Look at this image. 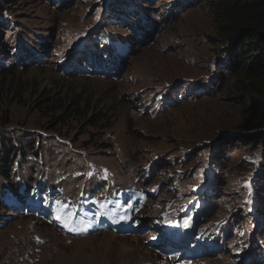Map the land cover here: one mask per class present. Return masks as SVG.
Segmentation results:
<instances>
[{
    "label": "rangeland",
    "instance_id": "obj_1",
    "mask_svg": "<svg viewBox=\"0 0 264 264\" xmlns=\"http://www.w3.org/2000/svg\"><path fill=\"white\" fill-rule=\"evenodd\" d=\"M0 7V71L16 72L0 79L9 82V90L0 87V137L31 154L25 165L19 154L11 180L0 173V199L9 204L0 205V264H264V145L243 137L256 123L237 98V76L219 66L226 56L216 2L0 0ZM135 15L147 22L138 26ZM104 36L121 38L120 50L97 48ZM45 96H81L95 105L87 112L102 106L113 124L53 123V113L40 110ZM25 177L35 180L32 195L44 186L61 198L58 208L12 211L23 191L10 183ZM135 192L143 205L129 203ZM108 199L131 229L95 231L94 205L108 208ZM192 217L197 224L185 227ZM174 232L199 240L198 250Z\"/></svg>",
    "mask_w": 264,
    "mask_h": 264
},
{
    "label": "trees",
    "instance_id": "obj_2",
    "mask_svg": "<svg viewBox=\"0 0 264 264\" xmlns=\"http://www.w3.org/2000/svg\"><path fill=\"white\" fill-rule=\"evenodd\" d=\"M196 1L197 3H199L202 0ZM213 1L216 2V5H218V11L221 12V20H223L222 23H224V26L220 25L218 28L219 34L222 37V42L225 44L223 50L225 52L224 54L226 58L225 60H223V63L219 64V66L221 69L230 71L234 76H237V80L233 84V88L237 90V94L239 95L237 96V98L245 102L247 106L244 107L243 111H246L248 117L256 123V128L253 129V131H248L243 135V137L245 136L246 138H248L250 144H252L253 147L262 148V146L264 145V0ZM190 2L193 5L195 4V1ZM186 3H189V1H186ZM1 11L2 9L0 7V15L2 16V21L4 19V15ZM122 21L125 22L124 20ZM142 21L145 23L146 18H144V16L142 15H137L136 23L138 26L143 23ZM120 39L121 38L106 39L104 36L102 39L100 38L95 43V46L103 51L112 52L113 45L116 48L120 47L118 43V40ZM30 40L34 41L33 38H31ZM107 41L111 44L113 43L112 48H107V46L105 45L106 43H108ZM110 59H112V57ZM104 60L106 61V59ZM101 62L102 64L106 65L103 60H101ZM111 66L117 67L118 65L115 63ZM220 68L218 67V69ZM14 73L16 72L14 71L11 73L9 72V70L0 71V79H2L3 81L4 78L13 76ZM218 80H221V78ZM208 86H213L215 87V89L218 87V85L215 86L212 81L208 84ZM0 87L9 90V82H7L3 86H1L0 84ZM208 93H212V90H209ZM44 98L45 101L40 105V110L45 111L46 109H48V113H53V116H55V120L53 123H60L62 119L67 117L80 121V123L85 122L88 127H96L101 124V122H106V124L103 123L104 127H111L113 124V120L109 118L108 115H105V113H103V111L101 110L102 106H98L95 112H87V109H85L86 106L87 108L91 107L93 109L95 105H92V101L83 99L81 98V96H78V98H73L72 100L64 99L63 101L59 98L49 100L48 96H45ZM171 102L175 103L172 107L178 105L176 99H172ZM56 111H59L60 114L57 115ZM62 123L66 124V121L64 120L62 121ZM244 131H242V133H244ZM40 143V140L29 143L28 148L31 149V153H37L36 149L37 146L40 145ZM19 147L20 146L18 145V141L9 140L4 136L0 137V173L5 180H11L13 166L15 161L19 157V154H21L19 160H21L24 155H27V152L25 151H28V149H26L25 147V149H21ZM103 147H106V144H104ZM29 155L31 154H28L27 156H25V158L22 159V165H25L28 162ZM215 157L217 160H219L220 158L219 155H213L212 158ZM28 181H32L33 183L35 182V180L30 179L29 177H25L23 180L24 183H10L11 189H14L15 194L18 191H23V195L20 197L25 200L31 197L32 199H42L43 201L46 200L52 203L53 201H55V199H57L56 197H52L50 199V197L47 196L46 193H43L44 186L41 190L39 189L38 192L32 195V193L30 192V183H28ZM259 185H264V175ZM140 194V192L133 193L134 196L136 195L135 199L139 198ZM14 197L15 196H10L7 201H11ZM201 199L199 200L201 201ZM21 202L22 201H18V204H21ZM116 202L117 201L113 199L107 200V203L111 205L110 207H114ZM0 205L4 206L9 204H4L3 200L0 199ZM11 210L15 211L14 208H12ZM20 213H23L22 210ZM173 255L178 254L175 253Z\"/></svg>",
    "mask_w": 264,
    "mask_h": 264
},
{
    "label": "clouds",
    "instance_id": "obj_3",
    "mask_svg": "<svg viewBox=\"0 0 264 264\" xmlns=\"http://www.w3.org/2000/svg\"><path fill=\"white\" fill-rule=\"evenodd\" d=\"M146 22H147V18H146ZM146 22H145V23H146ZM120 41H121V40H120ZM118 43H119L120 47H119V48L114 47V50H113V48H112L113 51H115V50H120V48H121V44H120V42H118ZM105 49H107V48H105ZM111 57H112V56L109 57V61L112 60V59H110ZM106 61H107V60H106ZM106 64H107V63H106ZM113 64H114V63H113ZM111 65H112V64H111ZM111 65H110V67H112ZM107 68H108V67H107ZM107 68H106V69H107ZM121 68H122V66H121ZM119 70H120V69H119ZM201 197H202V196H201Z\"/></svg>",
    "mask_w": 264,
    "mask_h": 264
},
{
    "label": "water",
    "instance_id": "obj_4",
    "mask_svg": "<svg viewBox=\"0 0 264 264\" xmlns=\"http://www.w3.org/2000/svg\"><path fill=\"white\" fill-rule=\"evenodd\" d=\"M240 133H238V134H233L234 136V138L233 137H229V136H225L224 138H223V140H228V139H235L236 138V136H238ZM219 140H221V138H219Z\"/></svg>",
    "mask_w": 264,
    "mask_h": 264
},
{
    "label": "bare ground",
    "instance_id": "obj_5",
    "mask_svg": "<svg viewBox=\"0 0 264 264\" xmlns=\"http://www.w3.org/2000/svg\"><path fill=\"white\" fill-rule=\"evenodd\" d=\"M133 13V12H132ZM135 16H137V15H135ZM138 29V28H137ZM75 209H77V208H75ZM195 214H198V220H199V216L202 214L201 212H195ZM193 218V217H192ZM194 219V218H193ZM197 220V219H196ZM196 220L194 219V224L196 225L197 224V222H196ZM199 244V243H198ZM199 246V245H198Z\"/></svg>",
    "mask_w": 264,
    "mask_h": 264
}]
</instances>
